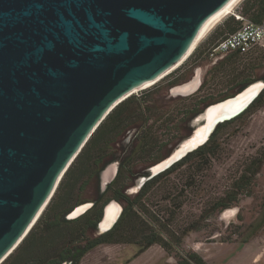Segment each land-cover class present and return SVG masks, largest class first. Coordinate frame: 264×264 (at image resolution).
Listing matches in <instances>:
<instances>
[{
	"label": "water",
	"instance_id": "obj_1",
	"mask_svg": "<svg viewBox=\"0 0 264 264\" xmlns=\"http://www.w3.org/2000/svg\"><path fill=\"white\" fill-rule=\"evenodd\" d=\"M237 1L0 0V264L111 110L179 62ZM178 86L172 94L197 89L174 93ZM263 89L258 79L206 106L192 134L150 175L204 143ZM110 166L105 182L101 171L103 189L115 175L116 164ZM114 204L117 212L106 207L101 228L117 220L121 206ZM92 206L80 203L66 218Z\"/></svg>",
	"mask_w": 264,
	"mask_h": 264
},
{
	"label": "rangeland",
	"instance_id": "obj_2",
	"mask_svg": "<svg viewBox=\"0 0 264 264\" xmlns=\"http://www.w3.org/2000/svg\"><path fill=\"white\" fill-rule=\"evenodd\" d=\"M246 1L242 0L234 13L243 11ZM231 17L234 18L230 14L216 24L176 69L152 86L131 94L122 124L139 115L142 104L148 114L176 113L187 99L177 94H173L176 99H169L167 87L192 80L197 71L201 85L189 96L191 107L201 97L222 96L243 77L264 75L262 47L238 56L226 69L212 75V65L222 57H209L208 50L223 36ZM92 148L93 145L88 147V151ZM249 181L250 185L241 190ZM61 194L59 188L40 224L43 217L54 213L52 206ZM229 201L232 203L228 207L218 211V203ZM139 208V223H132L135 232L145 233L151 227L158 231L157 222L167 248L154 243L142 251L139 236L129 228L121 236L128 242L101 243L78 264H173L180 254L191 251L210 264H246L251 262L253 253L264 251V95L262 104L220 129L207 154L191 157L149 186ZM152 215L157 218L155 223ZM77 227L80 226L70 227L66 233L79 235ZM259 264H264V257Z\"/></svg>",
	"mask_w": 264,
	"mask_h": 264
},
{
	"label": "trees",
	"instance_id": "obj_3",
	"mask_svg": "<svg viewBox=\"0 0 264 264\" xmlns=\"http://www.w3.org/2000/svg\"><path fill=\"white\" fill-rule=\"evenodd\" d=\"M246 6L243 8V11H239L240 15L248 20L259 22L264 18V0H247ZM232 16L233 13H231ZM232 18V22L227 21V29L223 33L219 39L224 37L226 34L233 32L235 29L239 28L242 24V19H236L235 16ZM218 39V40H219ZM217 40V41H218ZM217 43V42H216ZM214 43V45L216 44ZM213 46V45H212ZM211 46V47H212ZM210 47V48H211ZM209 48V49H210ZM245 54L239 52H231L224 55L222 58L218 59L211 67L210 71L212 75L214 73H218V71H222V69H226V67L234 61L238 56ZM211 75V76H212ZM264 79V75L260 77H243L234 84L229 87L230 91L225 92L222 96L211 98V97H201L198 99V102L191 108L192 113L191 116L201 112V107L208 103H214L220 101L224 98L232 96L240 89H242L247 84L258 80ZM264 95V89L259 94V96L251 103V105L240 115L231 119L229 121L219 123L213 133L211 134L209 140L206 144L199 147L196 151L189 153L183 161L180 163V166L184 164L189 158L194 156H201L202 154L208 153V148L210 145L213 144L217 134L219 133L220 129L234 120L241 117L244 113L248 112L255 106L262 104V97ZM131 96L127 97L121 103H119L102 121L100 126L95 130L92 134L90 139L84 145L80 153L77 155L75 160L72 162L70 167L67 169L65 174L63 175L62 179L60 180L56 191L52 198L57 193L58 189H62V194L60 197L58 196L57 200L55 201L54 205L52 206V213L51 216L43 217L44 221L42 224L39 222L41 221L42 216H44V211L49 206V201L46 208L44 209L43 213L37 220V222L33 225L31 230L27 233V235L23 238V240L19 243V245L12 251V253L1 263V264H63L67 262V264H78L79 260L91 249L101 243H118V242H128L124 237L127 229H132L135 236H139L140 241L142 242L141 250L147 249L154 243L160 244L162 247L167 248V245L163 241L160 233L159 227L157 225V218L152 215V220L155 223V228L158 230L156 231L154 227L147 229L145 233L135 232L137 229L133 228V224L139 223L138 216L136 215V209H140V201L142 200L141 197L136 196L134 198H130L127 196H121L123 201L125 202V207L123 212L117 221L114 228L106 233L94 235V233L87 229V225L90 221H92L93 216L98 214V210L93 204V209L90 208L89 213H86L85 216L79 217L76 219H67L66 214L71 211L76 205L83 203L80 201L78 202V190L79 187L84 184L86 181L90 180L94 175H97L99 171L97 170V164L102 163L107 156H116V153H110L109 145L112 143L113 140L119 135L120 129L123 124V120L126 119L125 117V110L126 105H129L131 101ZM142 110L139 111V114L146 112L142 104ZM149 112V109H148ZM137 116V115H136ZM134 116V117H136ZM122 124V126H121ZM115 137L112 139L111 136L115 134ZM93 145V148L88 151V147L90 148ZM102 151V153L100 152ZM119 156L125 157L123 153H119ZM135 156V155H134ZM130 159H132L134 157ZM175 167H171L165 173L168 174L169 172L173 171ZM127 172V169L123 170ZM146 175L148 172L143 171ZM164 175L159 176V178H155L153 181L149 182L152 183L150 185H146L143 189V194L147 193L148 187L155 184L158 180H160ZM81 180L80 184L78 185L79 181ZM84 182V183H83ZM247 185H250V181L247 182L245 185L241 187V190L246 188ZM232 201V200H231ZM229 201L228 203H218V211L222 210L225 207H228L229 204L232 202ZM142 210V209H141ZM146 222V221H144ZM37 228H35L37 225ZM80 226L77 227L76 231L80 234H73V233H66L68 229L72 226ZM35 228V229H34ZM72 231V230H71ZM140 234V235H139ZM138 238V239H139ZM173 264H210L204 258L194 252H186L180 254L177 258L176 262Z\"/></svg>",
	"mask_w": 264,
	"mask_h": 264
},
{
	"label": "flooded vegetation",
	"instance_id": "obj_4",
	"mask_svg": "<svg viewBox=\"0 0 264 264\" xmlns=\"http://www.w3.org/2000/svg\"><path fill=\"white\" fill-rule=\"evenodd\" d=\"M192 81L197 83V87L198 85L200 87L199 71H197L196 76L193 77L192 80L185 82L184 84L191 83ZM182 85L183 84L179 86ZM174 86L176 85L167 87L168 97L171 100L176 99V96H173L171 91H169ZM178 87L173 89L174 93L181 92L177 90ZM189 92H191V89H187L181 93ZM190 95L191 93L184 95L187 102L177 109L176 113L154 115L143 112L136 117H133V120L128 124L123 125V129L109 146L110 153H116V156L112 157L109 155L102 163L97 164V170L99 173L85 183L83 182L84 184L79 187L77 203H80V201L93 202V204L96 203L95 206H93L97 208L98 214L93 216L92 221L87 225V229H91L94 235L109 232L114 228L126 205V201H123L121 196H127L130 198L139 196L143 199L145 196V194H143L144 187L152 184L149 182L157 177L159 178L161 175H165L166 171L171 167H179L180 163L189 153L196 151L199 147L207 143L213 131L204 143L188 152L172 166L155 175H150L149 170L153 165L163 160L185 138L192 134L195 127L194 118L198 113L191 116L192 107L189 97ZM209 104L211 103L201 107V111ZM152 117L153 119H151ZM120 152L125 155L124 158L123 156L118 155ZM132 155L135 156L130 159ZM138 162L142 163L139 164ZM112 163L116 164L115 175L111 181L105 183L103 189L101 186V171L106 170L103 177L104 179H109L112 173V166H110ZM125 169H127V172L123 171ZM143 171L148 173L145 175ZM114 203L121 206V212L117 220L110 227L101 228L100 223L103 219L106 207H108L109 214L111 215L117 212L118 208ZM94 207H91V209ZM88 211H90V208L77 218L85 216L86 213H89ZM63 264H67V262H64Z\"/></svg>",
	"mask_w": 264,
	"mask_h": 264
},
{
	"label": "built area",
	"instance_id": "obj_5",
	"mask_svg": "<svg viewBox=\"0 0 264 264\" xmlns=\"http://www.w3.org/2000/svg\"><path fill=\"white\" fill-rule=\"evenodd\" d=\"M233 15L237 20L242 19L241 26L219 39L208 50L209 57L218 59L231 52L247 53L255 47L264 48V18L254 22L243 18L240 13Z\"/></svg>",
	"mask_w": 264,
	"mask_h": 264
},
{
	"label": "bare ground",
	"instance_id": "obj_6",
	"mask_svg": "<svg viewBox=\"0 0 264 264\" xmlns=\"http://www.w3.org/2000/svg\"><path fill=\"white\" fill-rule=\"evenodd\" d=\"M242 0H238L231 8H229L227 11H225L211 26H210V28H209V30L207 31V33L213 28V27H215L216 26V24H218L220 21H222L224 18H226L227 16H229L231 13H234V11H235V8L237 7V5L241 2ZM207 33H206V35L203 37V38H205L206 36H207ZM203 38L199 41V43L203 40ZM198 43V44H199ZM198 44L197 45H195L190 51H188L184 56H183V58H181V60L179 61V62H177L174 66H172L171 68H169L168 70H166L162 75H160L155 81H153L152 83H150V84H148L147 86H145L144 88H142V89H145V88H148L149 86H151V85H153L154 83H156L157 81H159L160 79H162L163 77H165L167 74H169L171 71H173L174 69H176L181 63H183L187 58H189V56L192 54V52L197 48V46H198ZM197 88V83L196 82H194V81H192L191 83H188V84H184L183 83V85L182 86H179L178 88H177V90L178 91H181V92H183V91H185V90H187V89H191V91H193L194 89H196ZM142 89H139V90H142ZM139 90H136V91H133V92H131V94H133V93H135V92H137V91H139ZM130 94V95H131ZM112 111V110H111ZM203 130V128H201V129H199V130H197V132L199 133V132H201ZM109 168V167H108ZM108 179H103V182H105V181H107ZM45 208H46V206H45ZM44 208V209H45ZM117 208H118V206H117ZM44 211V210H43ZM43 211H42V213H43ZM228 212H232V211H228ZM227 212V213H228ZM41 213V214H42ZM41 214H40V216H41ZM39 216V217H40ZM39 217H38V219H39ZM37 219V220H38ZM37 222V221H36ZM35 222V223H36Z\"/></svg>",
	"mask_w": 264,
	"mask_h": 264
},
{
	"label": "crops",
	"instance_id": "obj_7",
	"mask_svg": "<svg viewBox=\"0 0 264 264\" xmlns=\"http://www.w3.org/2000/svg\"><path fill=\"white\" fill-rule=\"evenodd\" d=\"M245 249H246V248H245ZM246 250H248V249H246ZM243 251H245L244 248H243ZM258 252H259V251H256L255 253H253V255H252V259H251V262H250V263H246V264H259L261 258L264 257V251H262V252H260V253H258Z\"/></svg>",
	"mask_w": 264,
	"mask_h": 264
}]
</instances>
